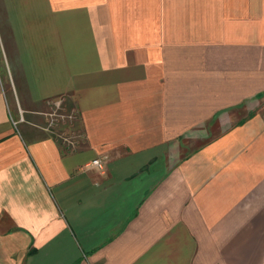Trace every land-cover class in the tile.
<instances>
[{"label":"crops","instance_id":"obj_1","mask_svg":"<svg viewBox=\"0 0 264 264\" xmlns=\"http://www.w3.org/2000/svg\"><path fill=\"white\" fill-rule=\"evenodd\" d=\"M0 264H264V0H0Z\"/></svg>","mask_w":264,"mask_h":264},{"label":"built area","instance_id":"obj_2","mask_svg":"<svg viewBox=\"0 0 264 264\" xmlns=\"http://www.w3.org/2000/svg\"><path fill=\"white\" fill-rule=\"evenodd\" d=\"M57 105H58V103H57ZM51 115H52V117H54V116H61V117H64V116H65V114H63V113H58L56 110L53 111V112L51 113ZM90 163L93 164V165H95V166H97V167H99V168H102V167H103L102 159H101V158H98V157L92 159V160L90 161Z\"/></svg>","mask_w":264,"mask_h":264},{"label":"rangeland","instance_id":"obj_3","mask_svg":"<svg viewBox=\"0 0 264 264\" xmlns=\"http://www.w3.org/2000/svg\"><path fill=\"white\" fill-rule=\"evenodd\" d=\"M61 119V118H60ZM63 119V118H62Z\"/></svg>","mask_w":264,"mask_h":264}]
</instances>
